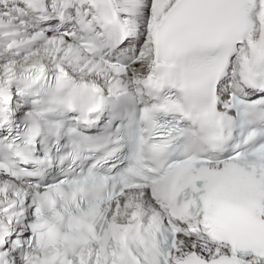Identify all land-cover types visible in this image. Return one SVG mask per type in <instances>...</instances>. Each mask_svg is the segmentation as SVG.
<instances>
[{"label": "snow or ice", "instance_id": "1", "mask_svg": "<svg viewBox=\"0 0 264 264\" xmlns=\"http://www.w3.org/2000/svg\"><path fill=\"white\" fill-rule=\"evenodd\" d=\"M0 264H264V0H0Z\"/></svg>", "mask_w": 264, "mask_h": 264}]
</instances>
